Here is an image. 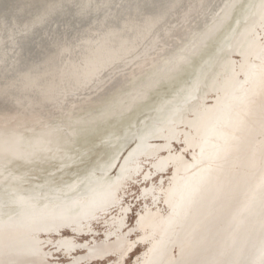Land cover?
Returning a JSON list of instances; mask_svg holds the SVG:
<instances>
[{
  "label": "bare ground",
  "instance_id": "obj_1",
  "mask_svg": "<svg viewBox=\"0 0 264 264\" xmlns=\"http://www.w3.org/2000/svg\"><path fill=\"white\" fill-rule=\"evenodd\" d=\"M196 1L0 0V96L8 94L19 106L51 101L58 77H63L70 91L78 85L85 90L94 77L105 78L111 71L122 68L126 61L153 48L157 40L169 38L165 44L168 47L152 67L103 103L50 120L43 128L0 127V264H49L50 261L74 264L82 260L84 263L80 264H125L139 246L143 251L133 264H143L148 243L133 247L137 240L146 239L156 224L161 227L168 214L163 205L174 199L169 187L174 168H178L176 159L193 165L197 152L186 147L192 140L193 128L198 133L199 121L202 123L205 110L214 103L218 112L212 113V120L220 115L229 101H223L225 105L215 101L217 89L221 87V92L228 86L225 79L246 47L264 38V0H201L195 6ZM184 74L191 75L189 82L182 79ZM258 80L259 87H264V76ZM160 87L173 93L154 101L153 115L143 120L140 128L134 124L132 130L127 132V129L121 135L107 132L101 139L107 153H100L97 158H102L85 170V174L75 175L67 184L23 185L25 172L17 169L28 168L35 162H53L55 168L51 172L61 170L56 175H64L62 170L68 167L77 171L81 151L76 150L75 143L80 134L110 119L120 121L133 112L149 111L146 103L159 93ZM260 95L258 89L249 103L242 102L248 116L238 133L240 138L247 139L245 132L249 128L258 132L261 135V141L256 142L258 147L264 146L263 129L253 124L258 122L260 114L264 117V95ZM98 107L100 111L92 113ZM211 129L209 123L203 138ZM174 146L177 149L173 152ZM247 151L248 155L250 148ZM262 159L264 162V153ZM147 163L149 170L142 173ZM139 174L142 182L137 184L138 188L146 183L140 193L144 203L139 204L134 215L136 224L129 228L125 225L127 209L122 201ZM154 178L157 181L150 186ZM33 210L40 217L26 223L27 232L21 229L25 224L18 226L19 218L31 215ZM111 211L113 215L115 211L119 214L103 222L104 227H96L100 231L83 234L86 226L93 223L94 227ZM147 215L153 218H144ZM39 219L43 222L35 221ZM55 221L60 226L53 232L31 233L36 224L52 226ZM255 229L259 228L255 226ZM244 230L242 238L249 233V227ZM199 238L201 231L187 244L191 248L185 249L180 264L201 259ZM80 239L85 240L79 242ZM120 239L124 245L102 248ZM69 240L75 244L68 248L64 241ZM247 245L243 250L246 259L239 264H250L257 240L254 247ZM25 250L26 254L22 253ZM93 251L101 255L90 257L88 254ZM170 258L176 260L177 250H171Z\"/></svg>",
  "mask_w": 264,
  "mask_h": 264
},
{
  "label": "water",
  "instance_id": "obj_2",
  "mask_svg": "<svg viewBox=\"0 0 264 264\" xmlns=\"http://www.w3.org/2000/svg\"><path fill=\"white\" fill-rule=\"evenodd\" d=\"M255 61L257 66L247 76L249 79L246 81L245 77L241 84L243 87L247 86L246 93H240V86L236 89L238 94L229 97L228 104L211 121L212 129L201 141L196 159L190 167L193 174L189 179L186 178L183 185V179L176 182L174 201L170 199L163 205L168 214L161 227L151 231L146 239L136 241L133 249L143 243L149 245L143 264H180L187 244L190 245L198 231H201V238L197 241L198 244L201 243V259L192 264H239L246 259L243 251L246 245L254 247L256 240L257 248L253 250L250 264H264V173L261 174L264 162L263 159L260 160L264 146H257L256 142L261 141V135L251 132L250 128L249 132H245L247 139L240 138L238 134L242 131L241 123L248 116L242 102L249 103L258 89L261 96L264 95V87L258 85V79L264 76V53ZM240 106L244 107L239 110ZM260 115L258 122L253 124L258 129H263L264 133V117ZM249 148L250 153L247 155ZM39 217L38 211L31 215L24 214L19 218L20 224L15 225L25 224L21 229L27 231L26 223ZM261 217L263 219L259 221ZM35 221L43 222L40 219ZM52 224H36L35 230H28L44 234V231L53 232V229L60 226L58 221ZM255 226L259 229H255ZM246 227H249V233L242 238ZM243 230L244 234L241 233ZM60 248L64 249V246ZM174 249L177 250L176 260L170 258L171 250ZM22 253L26 254V250ZM96 253L93 251L88 255H101ZM229 254L233 256L232 259ZM95 259L98 260L99 257ZM80 263L84 261L74 264Z\"/></svg>",
  "mask_w": 264,
  "mask_h": 264
},
{
  "label": "rangeland",
  "instance_id": "obj_3",
  "mask_svg": "<svg viewBox=\"0 0 264 264\" xmlns=\"http://www.w3.org/2000/svg\"><path fill=\"white\" fill-rule=\"evenodd\" d=\"M200 1L201 0H197L195 2V6H197L200 3ZM167 40H169V38L166 40L165 39L157 40L153 48L149 49L146 53H144L140 57H136L134 59H130L126 61L122 68L111 71L110 73L106 75L105 78L102 76L94 77L91 80V85L85 90H82V87L78 85L76 89H73L70 91L69 88L64 84L63 79H62L63 77H58L56 78L57 81H56L54 98L48 102H44V101L42 102L33 101L30 103L27 102L28 106L24 107L25 105L19 106L18 104L13 103V100L9 97L8 94L4 96H0V127H3L5 129H10V130H21L22 128H25L28 126H35V127L43 128L47 125V123L50 120L52 121L56 120L57 118L61 116H71L74 113L81 112L83 110L95 107L96 105L103 103L113 93L120 91L121 89L129 86L141 74H143L146 70L152 67L154 62H156V60L160 56V53L161 52L164 53L165 49L168 47L167 45L165 46L166 43H169V41ZM253 43H250L246 47L245 51L241 53V56L236 63V66L233 68V72H230L227 78L225 79V81L227 80L225 83L228 86H226V88L223 89L224 91L222 90L221 92H220L221 87L217 89L215 101L220 100L221 102L224 101L226 103L230 96L232 97V95H235V94L237 95L238 92L236 91V89H239L240 83L241 82L243 83V80L245 79V77L250 76L249 73L252 71L253 67L257 66V61H255V59H257V57L259 56H262V54L264 53L263 52L264 51V38L261 40H258L254 44ZM197 63L198 62H196V64ZM238 75H240L239 76L240 79H237L238 77L236 76ZM233 77L236 79H234ZM248 77L246 81L249 79ZM190 78H191V75H188V74H184L182 77V79L185 82H189ZM234 83H237V85L236 87L233 88L231 86ZM242 88L243 86H241L240 88V93H242V91L244 90L247 91L248 89L246 87H244V89ZM157 92L159 93H155L153 96H151L149 99L150 102L148 101V103H146V105H148L146 109L147 108L150 109L149 111L147 112L145 110H142L141 112L138 111L137 112L138 114H135V112H133L125 116V118L120 121L116 119H110L105 124L103 123V124L96 125L94 130H88V131L86 130L85 132L81 133L78 141L75 143L77 146L76 150L81 151L79 152L81 154V157L77 159L78 165H80L81 167L79 166L77 171L71 170L72 167L70 168L68 167L62 170L64 171V173L62 172L61 173L64 175H56L61 170H58L56 173H52L51 172L52 169L55 168V165L53 162H50V161H44L42 163L35 162L29 165L28 168H24V169L18 168L17 169V171L22 170L25 172L24 173L25 182L23 185L26 187H31L35 185H42V184H45L46 182L47 184H50L52 186L67 184L69 181H71V178H73L75 175L82 176L83 174H85V170L89 169L92 165L96 164L102 158V157L97 158L100 153L102 152H105L104 154L107 153V148L104 147L105 145L104 141L103 142L101 141V139L105 137V135H107L110 132H113L116 135H121L127 129H128L127 132L129 130H132L133 129L132 127L134 126V124L136 125V128H140L141 122L145 120L146 118H149L153 115L152 106L155 104L154 101L159 100L161 98H167L171 96V94L173 93V90L166 88V87H160L159 91ZM71 94H72V97H71ZM158 94H159V97H158ZM218 96H220L221 99H219L220 97ZM216 107L217 105L216 103H214L211 107H208L205 110L207 113L203 117L202 123H201V120L199 121L200 125L198 123L199 125L198 130L196 129L198 133L194 131V128L192 130L194 133H192L193 134L192 140L190 141L188 146H186L188 147V149L195 150L197 152V150L201 147V139L203 138V135L206 131V127L209 126V123H211L212 121V117H213L212 113L216 115L218 112V107L217 108ZM99 111L100 109L98 107L94 109L92 113L94 112L97 113ZM140 115H142L141 116L142 118H140ZM136 118H138L139 121ZM204 121H207L205 123L206 124L205 126H204ZM100 131H103V132H100ZM198 139L200 140L198 141ZM176 149H177L176 146H174L171 150L174 152V150ZM176 160L179 161V163L177 164L178 168L176 167L174 168V176H173L172 181L170 182V187H169V191L172 193L173 198H174V195L176 196V193L173 194L176 190L175 189L176 182H180L181 179L186 181L188 177L191 176L190 173H192V169L191 170L189 169V167H191L190 162H187V160L183 161L179 157ZM148 170H149V166L147 163L145 164V167L142 173L143 172L147 173ZM182 173H184V175ZM186 173L189 176H187ZM141 175L142 174H139L135 178V180L129 185V187L126 190V194L124 195V200L122 201V206L127 209V212H126L127 216L125 215L124 217L125 225H127L129 228L133 224H136L137 218H135L134 215L136 211L138 210L139 204L141 205V202L144 203V201L140 199V193L142 192V189L146 186V183L144 187L141 186L140 189L137 186V184L142 182ZM156 181H157V178H154L152 181L153 183L149 182V185L150 186L152 184L155 185L154 183ZM184 181L182 182V185L184 184ZM188 189H190V187ZM113 211H111L107 216H105L99 223H96L95 226L92 228V230L100 231L98 228L104 227L102 224L103 222L119 214L118 212H116L117 211L116 210L115 214L113 215L112 213ZM126 217H127V221H126ZM147 217L150 218L151 215H147L144 218H147ZM152 228L154 231L155 228H160V225L156 224ZM65 236H67V234H65ZM84 240L85 239H80L79 242H82ZM120 241L118 240V242L114 243V245L113 244L110 246L106 245V246H103L102 248L115 247L116 249V247H118L117 246L118 244L124 245V243L122 242L123 240L120 239ZM190 248H191L190 246H187V249H190ZM142 251H143L142 247H137L134 253L129 257V259L125 261V264H133L136 257L139 256L142 253ZM49 264H53V262L50 261Z\"/></svg>",
  "mask_w": 264,
  "mask_h": 264
},
{
  "label": "flooded vegetation",
  "instance_id": "obj_4",
  "mask_svg": "<svg viewBox=\"0 0 264 264\" xmlns=\"http://www.w3.org/2000/svg\"><path fill=\"white\" fill-rule=\"evenodd\" d=\"M97 223V222H96ZM95 225V224H94ZM87 228H85L84 229V231H83V234L84 235H86L87 234V232H92V233H94L95 231H93L92 230V228H93V223L90 225V226H86ZM73 229V228H72ZM65 242V245H67V247L69 248V246L70 245H72V244H75L74 242L72 243L70 240L68 241V242H66V241H64ZM72 243V244H71ZM74 246V245H73Z\"/></svg>",
  "mask_w": 264,
  "mask_h": 264
}]
</instances>
